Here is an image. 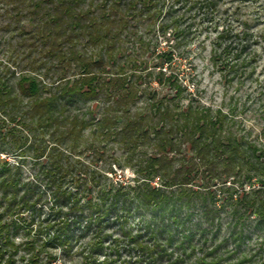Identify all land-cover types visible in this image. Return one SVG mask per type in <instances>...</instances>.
Wrapping results in <instances>:
<instances>
[{"label":"trees","instance_id":"16d2710c","mask_svg":"<svg viewBox=\"0 0 264 264\" xmlns=\"http://www.w3.org/2000/svg\"><path fill=\"white\" fill-rule=\"evenodd\" d=\"M10 2L16 5V30L30 36L36 57L30 59L27 71L17 77L14 73V81L0 72V140L9 137L21 157L30 151V159L40 166L37 177L24 184L20 166L0 160V206L6 203L7 215L30 211L34 216L42 206L38 205L40 198L49 191L53 218L47 222L48 232L40 224L34 232V220L2 223L0 213L2 262L15 264L12 252L5 255L6 249L18 253L11 236L25 229L32 237L23 244L29 252L26 264H40L43 254L48 264L53 258L47 250L50 247L68 255L74 243L91 233L95 246L82 249L88 253L84 264H89L93 261L90 253L104 248L102 241L108 236L102 232L108 218L112 223L121 221L119 226L124 227L132 207L142 202L155 209L176 201L188 208L201 203L203 215L212 224L220 209L230 207L239 222L235 226L253 220L264 238V135L262 144L249 140L235 131V124L221 109L192 102L183 105L189 90L172 68L176 48L183 46L181 39L186 35L179 18L164 11L159 0ZM23 10H30L29 16ZM144 19L158 38L171 30L168 40L177 46L168 51L151 48L139 31ZM23 22L31 28L20 26ZM247 47L243 43L231 49L226 46L223 57L232 51L233 62H237ZM153 55L155 63L150 62ZM152 82L169 93L159 96L143 87ZM148 92V107L133 112ZM96 101L103 104L98 118L91 108L82 112L81 104ZM5 122L12 127L3 133ZM109 142L120 146L127 155L125 166L142 177V184L128 190L112 182L103 184L100 174L81 162L84 152L99 158L100 144ZM183 146L188 147L189 157L179 159L181 171H175L170 154L181 153ZM115 163L123 168L119 161ZM156 178L158 187L151 185ZM21 188L25 190L22 195ZM41 188L46 190L42 195L36 192ZM94 188H98L95 195ZM217 192L224 197L218 200ZM216 202H221L219 208ZM123 234L139 244L138 237ZM237 236H243L242 230Z\"/></svg>","mask_w":264,"mask_h":264},{"label":"rangeland","instance_id":"374dc122","mask_svg":"<svg viewBox=\"0 0 264 264\" xmlns=\"http://www.w3.org/2000/svg\"><path fill=\"white\" fill-rule=\"evenodd\" d=\"M211 2L214 6L209 7ZM158 5L164 11H169L171 16L179 18L178 25L186 33L185 39H181L184 42L183 46L176 48L172 61L173 70L179 73L189 90L184 94L186 99L183 105L192 102L194 105L209 107L214 111L221 109L235 124V131L249 140H256L262 144L264 0H159ZM15 9V3L0 0V72L13 81L20 72L29 69L30 59L36 57L30 36H23L16 30L18 24L13 20ZM29 12L30 10H23L24 15L29 16ZM23 25L26 29L31 28L27 22L20 24ZM153 29L146 19L139 25L140 34H143L144 41L150 42L151 48L168 51L169 47L176 45L175 41L168 40L172 38L171 30L165 37L158 38V32H154ZM240 43L248 46L241 52V60L233 62L235 57L231 54L232 51L227 58L223 57L222 50L226 46L230 49L236 48ZM150 53H154L153 49ZM236 53L234 50V54ZM154 58L153 55L150 62L155 63ZM226 61L229 64L224 65L223 62ZM143 87L157 91L159 96L169 93L155 82H152L151 86L145 83ZM149 97L151 96L148 92L138 101L133 112L148 107ZM102 107L101 101L80 105L84 113L87 108H91L96 118L100 116ZM10 127L12 126L5 122L3 133ZM86 135L91 136L89 132ZM4 138L0 140L2 151L0 160L7 162L11 167L19 165L24 184L36 178L40 165L30 159V151L21 157L19 151L10 143L9 137L2 140ZM90 139L92 142L93 138ZM100 145L99 158L93 152H84L80 159L85 165H90V170L100 174L101 183L112 182L116 187H125L126 190L142 184L140 180L142 177L138 176L132 167L125 166L127 155L118 144L109 142ZM181 151L170 154V159L174 160L175 171L181 168L177 161L185 156L189 157L187 146H183ZM146 153L151 154V151L148 150ZM115 161H119L123 168ZM151 185L158 187L160 181L156 178ZM40 190L36 192L41 194L46 191L43 188ZM97 190L98 188L92 190L93 195ZM174 190L172 188L169 191ZM24 191V188H21L20 195ZM48 193L50 192L46 191L40 198L38 205L42 206L34 216L30 211L7 215L4 212L3 206L6 204L4 203L2 207L0 206V213L3 214L2 223H10L15 219H21L25 223L34 220L36 224L34 232L39 224L44 227L45 233L48 232L47 222L53 218L52 208L47 199ZM215 196L218 200L224 197L219 192L215 193ZM142 203H135L138 206L132 207L130 217L128 215L125 217L124 227L119 226L121 221L112 223L111 217L108 218V226L102 232L108 236L102 241L104 248L99 252L90 253L88 257L91 256L93 261L91 260L89 264H103L106 260L113 264H264L263 232L255 228L253 220L244 221L243 226H235V223L239 222L234 218L230 207L220 209L219 218H213L212 224L203 215L204 208L201 207V203H198L196 208H188L176 201L158 209L147 208ZM220 203L216 202L215 207L219 208ZM205 205L211 206L209 202H205ZM31 215L33 218H30ZM239 230L243 232L242 237L237 236ZM25 231L20 229L11 236L13 243L19 246L18 253L6 249L5 255L12 252L15 264H26L28 258L29 252L23 248V244L32 237ZM123 231L130 233L132 237H138L139 244L131 242L129 237L124 236ZM85 235L72 245L68 255L61 249L48 248L49 255L53 256L48 264H84L88 253L87 250H82L83 247L95 246L91 240V233ZM8 257L5 256L6 259ZM39 261L40 264L45 263V254ZM0 264L5 262L0 260Z\"/></svg>","mask_w":264,"mask_h":264},{"label":"built area","instance_id":"2783aa9c","mask_svg":"<svg viewBox=\"0 0 264 264\" xmlns=\"http://www.w3.org/2000/svg\"><path fill=\"white\" fill-rule=\"evenodd\" d=\"M119 177H120V178L122 177V176H121V173H120Z\"/></svg>","mask_w":264,"mask_h":264}]
</instances>
